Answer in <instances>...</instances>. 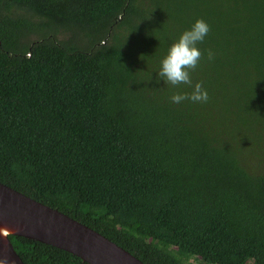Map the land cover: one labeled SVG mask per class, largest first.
Listing matches in <instances>:
<instances>
[{
    "label": "trees",
    "instance_id": "16d2710c",
    "mask_svg": "<svg viewBox=\"0 0 264 264\" xmlns=\"http://www.w3.org/2000/svg\"><path fill=\"white\" fill-rule=\"evenodd\" d=\"M196 19L209 101L175 104L157 71ZM0 182L144 264H264V0H0Z\"/></svg>",
    "mask_w": 264,
    "mask_h": 264
},
{
    "label": "water",
    "instance_id": "95a60500",
    "mask_svg": "<svg viewBox=\"0 0 264 264\" xmlns=\"http://www.w3.org/2000/svg\"><path fill=\"white\" fill-rule=\"evenodd\" d=\"M9 235L52 245L88 264H144L94 229L0 182V264H24Z\"/></svg>",
    "mask_w": 264,
    "mask_h": 264
},
{
    "label": "clouds",
    "instance_id": "9594fccd",
    "mask_svg": "<svg viewBox=\"0 0 264 264\" xmlns=\"http://www.w3.org/2000/svg\"><path fill=\"white\" fill-rule=\"evenodd\" d=\"M210 32V26L203 19H196L191 28L181 33L179 38L173 42L167 54L161 59L157 71V78L164 81L166 85L178 87L186 85L191 92H176L171 97L172 103L180 104L184 101L193 103H207L209 94L202 82L193 83L191 71H194L201 58L202 52L197 47L202 43ZM207 59H214L212 50H207Z\"/></svg>",
    "mask_w": 264,
    "mask_h": 264
},
{
    "label": "rangeland",
    "instance_id": "374dc122",
    "mask_svg": "<svg viewBox=\"0 0 264 264\" xmlns=\"http://www.w3.org/2000/svg\"><path fill=\"white\" fill-rule=\"evenodd\" d=\"M188 262H190L191 264H205L197 256H190Z\"/></svg>",
    "mask_w": 264,
    "mask_h": 264
}]
</instances>
